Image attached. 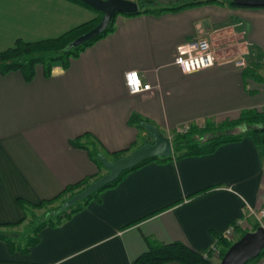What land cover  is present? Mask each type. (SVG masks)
I'll return each instance as SVG.
<instances>
[{"label":"crops","instance_id":"1","mask_svg":"<svg viewBox=\"0 0 264 264\" xmlns=\"http://www.w3.org/2000/svg\"><path fill=\"white\" fill-rule=\"evenodd\" d=\"M96 16L70 0H0V51L18 39L57 38ZM116 25L50 77L42 66L30 83L19 72L0 75V225L24 220L20 200L38 205L99 173L73 139L92 134L114 153L141 135L129 124L133 114L171 139L174 129L264 110V80L246 76L261 64L264 78V7L205 3L119 15ZM203 39L211 42L217 64L184 72L175 63L180 48ZM131 71L152 90L131 94L125 82ZM263 196L264 148L244 138L212 154L152 162L128 173L101 192V201L43 229L26 253L0 240V264H133L149 250L147 238L205 254L232 224L254 231Z\"/></svg>","mask_w":264,"mask_h":264},{"label":"trees","instance_id":"2","mask_svg":"<svg viewBox=\"0 0 264 264\" xmlns=\"http://www.w3.org/2000/svg\"><path fill=\"white\" fill-rule=\"evenodd\" d=\"M70 1L92 9L97 13V16L91 21L81 24L57 38L34 42L18 39L12 47L0 51V75L19 72L22 74L24 80L30 83L36 76L37 66H42L45 76L50 77L54 67L61 66L68 69L72 60L80 57L87 48L116 31L117 17L120 14H117L104 33L83 45L74 46L73 44L80 37L87 34L101 23L104 14L80 0ZM225 2L231 6H239L227 0H204L190 4H173L161 7H152L144 3H139V12L125 16L132 17L146 13L161 14L168 11L181 10L197 4L213 3L223 5ZM260 66L261 64L253 70L249 69L246 76L254 77L257 81H263L264 78L262 74L259 73ZM129 124L136 127L141 135L129 149L120 152H107L100 140L88 133L71 140V145L73 147L85 149L88 152L91 160L97 165L99 173L88 177L76 185L67 187L58 197L43 201L38 205L20 200L19 204L24 213V220L18 224L0 225V240L5 241L14 250L26 253L31 247L39 243L40 233L43 229L61 225L75 213L84 210L87 204L92 200L101 201L100 196L103 190L117 186L128 173L146 164L169 161L173 158L183 159L186 157L212 154L219 146L227 143L239 142L244 138H250L256 146L264 148V110H245L242 112L240 118L235 121H227L219 124L215 122L191 124L180 129H174L170 131L171 142L174 149L172 157L149 158L140 163L136 168L123 172L116 181L94 193L89 198L77 202L67 210H62V206L67 201L72 199L75 195L85 191L89 186L102 178L105 173H108L101 158H106L110 162H115L118 159L129 156L143 144L149 142L151 135L146 128L147 125H151L149 121L138 114H133L129 120ZM144 133L146 135H144ZM214 188L215 186L202 190L192 195L190 199L205 195L213 191ZM177 203L179 202L172 204L168 208L173 207ZM260 226L261 224L257 222L253 230H257ZM246 233L247 231H243L237 226L238 236L236 240ZM236 240H229L225 236H221L218 239L216 245L220 248V260L223 259ZM146 241L149 250L135 260L133 264H167L172 262L180 264H220V262H213L211 255L206 257L205 254L199 253L180 242L165 244L153 238H147ZM263 254L264 251L258 258ZM258 258L252 260L249 264L254 263Z\"/></svg>","mask_w":264,"mask_h":264},{"label":"water","instance_id":"3","mask_svg":"<svg viewBox=\"0 0 264 264\" xmlns=\"http://www.w3.org/2000/svg\"><path fill=\"white\" fill-rule=\"evenodd\" d=\"M91 6L93 9L104 14L101 23L80 37L73 45H83L102 33H104L113 22L117 14L133 15L139 12V5L131 0H80ZM243 7L259 8L264 7V0H227ZM148 132L151 135V142H146L141 147L132 152L129 156L110 162L106 158H101L104 167L108 170L98 181L93 183L85 191L75 195L67 201L62 210L75 205L77 202L89 198L94 193L100 191L107 185L116 181L123 172L136 168L140 163L149 158H169L173 156L174 149L171 139L164 131L147 125ZM264 251V226H260L255 231H250L239 238L227 251L220 264H249L257 259Z\"/></svg>","mask_w":264,"mask_h":264},{"label":"built area","instance_id":"4","mask_svg":"<svg viewBox=\"0 0 264 264\" xmlns=\"http://www.w3.org/2000/svg\"><path fill=\"white\" fill-rule=\"evenodd\" d=\"M175 63L184 72L193 73L215 66L217 64V55L211 42L208 39H203L182 46L176 57ZM133 76L135 77V83L133 82ZM125 82L126 87L131 94H139L145 91H150L153 88L151 84L144 83L140 73L137 71L128 72L126 74ZM254 217L261 226H264V206L260 210L254 212ZM237 226L239 225L232 224L227 229L224 236L229 240H236L238 236ZM209 255H211V259L215 263L221 262L220 248L218 245L212 246L210 250L205 253L206 257ZM252 264H264V254Z\"/></svg>","mask_w":264,"mask_h":264},{"label":"rangeland","instance_id":"5","mask_svg":"<svg viewBox=\"0 0 264 264\" xmlns=\"http://www.w3.org/2000/svg\"><path fill=\"white\" fill-rule=\"evenodd\" d=\"M135 1L136 3H144L147 6H152V7H161L165 5H172V4H178L179 2L184 3L189 0H131ZM166 135L169 136V132H166ZM151 139V137H150ZM214 262V261H213Z\"/></svg>","mask_w":264,"mask_h":264},{"label":"snow or ice","instance_id":"6","mask_svg":"<svg viewBox=\"0 0 264 264\" xmlns=\"http://www.w3.org/2000/svg\"><path fill=\"white\" fill-rule=\"evenodd\" d=\"M133 82L135 83L136 81H135V77L133 76Z\"/></svg>","mask_w":264,"mask_h":264},{"label":"flooded vegetation","instance_id":"7","mask_svg":"<svg viewBox=\"0 0 264 264\" xmlns=\"http://www.w3.org/2000/svg\"><path fill=\"white\" fill-rule=\"evenodd\" d=\"M149 141L151 142V139Z\"/></svg>","mask_w":264,"mask_h":264}]
</instances>
